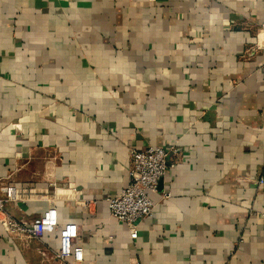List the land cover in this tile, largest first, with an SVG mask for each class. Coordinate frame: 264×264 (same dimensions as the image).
I'll use <instances>...</instances> for the list:
<instances>
[{
    "label": "crops",
    "instance_id": "obj_1",
    "mask_svg": "<svg viewBox=\"0 0 264 264\" xmlns=\"http://www.w3.org/2000/svg\"><path fill=\"white\" fill-rule=\"evenodd\" d=\"M147 146L167 169L131 238L106 199ZM259 178L264 0H0V182L32 189L6 210L59 223L0 224V264H59L62 230L82 264H264Z\"/></svg>",
    "mask_w": 264,
    "mask_h": 264
},
{
    "label": "built area",
    "instance_id": "obj_2",
    "mask_svg": "<svg viewBox=\"0 0 264 264\" xmlns=\"http://www.w3.org/2000/svg\"><path fill=\"white\" fill-rule=\"evenodd\" d=\"M168 154L169 149L160 146L131 148L128 182L117 196L106 199L111 216L128 226L131 238L137 236V223L153 213L155 204L149 193L157 191L167 169ZM258 182L262 184L264 181L259 178ZM31 191V188L0 182V224L6 232L39 238L44 233H54L59 227L57 210L54 207L47 208L38 218L31 220L15 219L7 212L8 202L24 200ZM168 196V193L163 194L164 198ZM87 204L85 201L81 203L85 207ZM261 218L264 228V213ZM55 257L59 264H82L84 260L82 248L72 244V235L65 230L58 235Z\"/></svg>",
    "mask_w": 264,
    "mask_h": 264
}]
</instances>
